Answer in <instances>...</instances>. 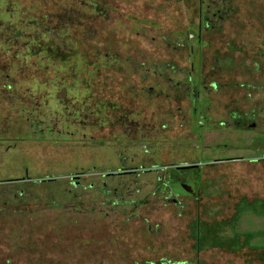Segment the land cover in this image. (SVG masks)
<instances>
[{
    "label": "rangeland",
    "instance_id": "374dc122",
    "mask_svg": "<svg viewBox=\"0 0 264 264\" xmlns=\"http://www.w3.org/2000/svg\"><path fill=\"white\" fill-rule=\"evenodd\" d=\"M104 1L109 3L110 13L96 24L98 37L105 42L106 37L109 42L119 40L122 61L130 59L131 41L138 49L136 56L142 55L135 62L141 64L143 57L157 65L142 67L147 70L142 75L158 74L165 67L173 86L185 84L189 94L194 91L200 100H208L214 117L223 124L214 121L202 135L201 147H181L183 142L177 140L180 132L176 131L185 132L186 126L160 116L156 125L164 128L168 124L165 128L173 135L163 141L153 140L151 128L135 139L127 134L128 139L116 128L101 126L94 115L100 102L108 105L119 96L133 97L132 91L138 94L140 89L143 102L152 96L142 75L134 80L126 78L130 87L120 90L123 67L129 66L125 63L117 70L99 72L94 83L99 96L93 91L86 96L78 89L80 94L61 101V93L51 106L48 101L38 115L29 117L25 111L11 108L12 104L0 109V264H132L130 260L136 255L134 230L140 226L145 230L144 225L155 223L172 225L174 249L182 255L187 224L197 223L199 218L201 223L224 225L223 241L232 239L234 223L236 232L253 233L254 249H259L264 243V203L241 199L233 222L228 221L236 198H264V159L263 163L249 159L257 160L264 154V0H203L200 31L197 0H181L183 19L165 10L173 1ZM41 4L55 5L61 16L71 12L75 17L71 9L77 4L75 0H42ZM26 5V0H0L1 17L16 20ZM75 9L79 15L78 6ZM49 20L53 22V18ZM148 20H162L158 25L163 27H153ZM178 32L183 34L176 35ZM65 83L73 87V81ZM142 108L141 119L150 118L153 109ZM156 112L162 114L160 109ZM235 112L241 114L247 129L233 125ZM129 127L135 128L134 123ZM190 143L194 146L198 139ZM194 159L199 164L185 169ZM207 162L211 164L201 167ZM154 165L161 169L155 174L139 170L132 178H104L124 166L147 170ZM183 169L186 183L177 179L184 176ZM168 176L175 190L202 193V201L191 199L183 206L169 205L167 210L141 205L139 201L151 198ZM120 187L139 188L140 193L129 197L103 193ZM134 203L140 210H135ZM142 234L138 240L147 239L146 233ZM259 252L254 251L253 264H259Z\"/></svg>",
    "mask_w": 264,
    "mask_h": 264
},
{
    "label": "trees",
    "instance_id": "16d2710c",
    "mask_svg": "<svg viewBox=\"0 0 264 264\" xmlns=\"http://www.w3.org/2000/svg\"><path fill=\"white\" fill-rule=\"evenodd\" d=\"M26 1L28 5L20 9L19 12L22 15H19L16 20L11 17L2 18L0 9L1 110H6L5 106L11 107L12 104L11 108L25 111L29 117L34 114L38 115L48 101L51 106L53 98L61 93L62 97L58 98L61 101L80 94L78 89L82 90L86 96L92 91V93H97V95L94 94L95 97L99 96L98 89L94 84L96 76L103 70H117L121 63L129 65L123 67L124 83L120 87L121 91L130 87L131 81L126 83V78L134 80L142 73L147 72L143 68L151 63L149 61L147 63L146 59H142L143 57L141 64L138 61V63L135 62V59L142 55L136 56L139 54L136 52L138 49H135L131 41L128 40L130 59L126 58L122 61V49H119L120 41L109 42L106 37L105 42L101 35L98 37L99 31L96 24L98 21H104L105 14L110 13L108 2L104 0H75L77 4L71 8L72 12L75 11V17H73L71 12L69 16L68 14L61 16L55 5L41 4L42 0ZM168 1L174 2L172 3L173 8L164 6L165 10L174 13L173 16L180 15L183 19L184 2L181 0ZM76 6H78L79 15L76 14ZM198 8V24L200 23L198 30L200 31L202 6L198 4ZM4 10L8 12L7 8ZM27 10L28 13H26ZM49 18H53V22ZM153 22L154 24H152ZM180 22L183 24L182 20ZM152 23L153 27H158L159 23L162 24V20L160 22L152 20ZM83 31L90 32V34L87 36ZM185 33L190 35L188 30ZM180 34L183 32H178L176 35L180 36ZM198 35L199 32L197 41L200 39ZM189 48V53L192 54V45ZM151 66L153 68L157 65L152 63ZM61 70H63L62 73ZM162 70L164 71L158 74L153 72L146 77L142 75L145 85H150L147 90L152 95L146 102L142 100L141 89L138 94L132 91L133 97L119 96V99L114 101L118 104L117 106H114V102L108 103V105L107 102H100L99 109L94 114L97 115L99 124L106 128H116L121 133L124 130L128 132L133 128L126 124V120L137 118L141 112L145 111L142 108L144 106L148 109L152 108L153 112L160 109L163 119L168 121L174 119L181 125L182 118L190 115L188 91L184 89L183 84L173 86L166 76L167 69L163 67ZM66 80H70V83L73 81L74 90L71 84L65 85L67 84ZM134 86L131 89L134 90ZM75 87H78L76 91ZM52 90L55 92L54 94ZM153 94L155 95L153 96ZM17 103L19 106H14ZM45 112L49 114V111L45 110ZM109 112L115 113L117 116L111 117ZM171 114L172 117H170ZM124 117H126L125 120Z\"/></svg>",
    "mask_w": 264,
    "mask_h": 264
},
{
    "label": "flooded vegetation",
    "instance_id": "af4514ba",
    "mask_svg": "<svg viewBox=\"0 0 264 264\" xmlns=\"http://www.w3.org/2000/svg\"><path fill=\"white\" fill-rule=\"evenodd\" d=\"M198 4L202 6L203 0H199ZM183 86L184 89L188 91V99L190 101V107L188 110H190V115L184 116L182 118L183 121L181 122L183 123L179 126H186L187 131H176V134L180 132L179 138L177 140L183 142V145H180L181 147H201L203 143L202 135L210 130V127L214 124V121H216V124H218L219 118L214 117V112L211 111L208 100H200L197 94L194 95V91L189 94V90H187L189 87L185 86V84H183ZM192 86L194 87V84H191V87ZM140 115L137 116L138 119H135L134 117L129 119V123H126L127 125H130V123H134L135 128H133L132 130H135V132L133 133L132 130L128 132L124 130V135L127 136L128 134L130 136H133V138L135 139V136H141L142 133L146 134L147 129L149 130V128H151L149 134H154V137L156 138L153 140L161 139L163 141L164 139L166 140V137L173 136L171 133H168L167 129L165 128L166 126L164 128H159L155 123L157 116H160L162 118L163 113L160 115L159 113L153 112L150 118L145 117L144 119H141ZM232 118L233 125L236 128H248H245L247 125L241 122V114L239 112H235ZM125 119L126 117H124V120ZM219 123L223 124V122L221 121ZM136 124L138 125V128H136ZM254 126L255 124L252 123L251 128H253ZM136 129L139 131L137 134ZM171 129H173V127ZM192 137L198 139V143H195L194 146L190 143L195 139ZM143 139L146 140L150 138L143 137ZM151 145H156V142H152ZM141 146L145 147L147 146V144L142 143ZM130 147H140V145L131 144ZM257 158V160H252L251 158L249 159L254 163H263L264 154L262 157L258 155ZM192 162L193 164L190 167H185V169H191L193 166L199 164V162H197V159L192 160ZM207 163L208 164L206 165L202 164L203 166L201 167L211 164V162ZM139 167L124 166V168H120L118 172L113 174L109 173L105 175L104 178H115V176H127L132 178L138 175L139 170L144 174L146 172H148L149 174H155L156 172L161 170L157 165H154L147 170L143 169L142 166ZM185 169H183L181 172L184 173V176L181 178H177L178 180L182 179L184 183H186L185 179L187 178L185 172H183ZM167 173L168 175L170 174L169 172ZM76 184L77 186H80V183ZM103 186L106 188L107 184L104 182ZM91 188H93V185H91ZM103 193L107 197L117 194H126L127 197H129L130 194L134 195V193H140V189L136 188L135 190H129L120 187V189L114 188L113 192L109 191L108 189L104 190ZM202 196V193L200 196L194 194L190 195V193L187 194V191L185 189L175 190L171 183V177L168 176L167 180L164 182V185L161 187L158 186L156 190L153 191L151 198L146 197L139 202L144 206L150 205V210H154L156 206L165 208L164 210H167L169 205L176 207L183 206L186 205L187 202L191 201V199H194V201H202ZM241 199L250 201L251 203H264V198L258 200H256V198H247L241 196L238 197V199L236 198L235 203L232 205V218L231 220L229 219L228 222H233V218L234 216H236L237 205L238 203H240L239 201ZM130 202L132 201H129L128 203ZM122 203L127 204L125 202ZM137 205L138 203L133 204V207L136 211L140 210ZM262 214L264 215V211L262 212ZM196 217H200V215L197 214ZM200 220L201 218L198 219L197 223L195 222L192 224H187L188 229L186 228L185 230L186 237L183 240L182 244V255H179L178 251H175L174 249L175 241L173 240L172 225L155 223L154 225H144L145 230L142 229L141 226L139 227V229L136 228L134 230L136 234V240H134V244L132 245V247L135 248L136 255L132 258V260H130V262L132 261V264H253L254 251H260V257H258L259 264H264V243L262 244V247L255 250V246L252 243L254 240L253 233L247 232V234H241V232H236L234 223H232L233 225L230 229L232 233V239L223 241L221 239V226L224 225L201 223ZM238 229L241 230L240 228ZM143 232L146 233L147 239L138 240V237L140 236L141 238H143Z\"/></svg>",
    "mask_w": 264,
    "mask_h": 264
}]
</instances>
